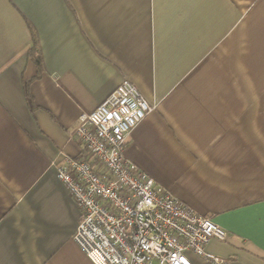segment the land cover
I'll return each mask as SVG.
<instances>
[{"label":"crops","instance_id":"1","mask_svg":"<svg viewBox=\"0 0 264 264\" xmlns=\"http://www.w3.org/2000/svg\"><path fill=\"white\" fill-rule=\"evenodd\" d=\"M123 78L153 105L125 157L264 264V0H0V264H93L56 167Z\"/></svg>","mask_w":264,"mask_h":264},{"label":"built area","instance_id":"2","mask_svg":"<svg viewBox=\"0 0 264 264\" xmlns=\"http://www.w3.org/2000/svg\"><path fill=\"white\" fill-rule=\"evenodd\" d=\"M152 109L123 78L92 111L79 114V153L56 167L79 209L72 239L93 264H191L189 252L222 264L204 246L227 232L124 155L131 130Z\"/></svg>","mask_w":264,"mask_h":264},{"label":"trees","instance_id":"3","mask_svg":"<svg viewBox=\"0 0 264 264\" xmlns=\"http://www.w3.org/2000/svg\"><path fill=\"white\" fill-rule=\"evenodd\" d=\"M29 57L35 62L37 68V75L41 68V57L39 56L38 50L36 48V43L33 42V46L29 50Z\"/></svg>","mask_w":264,"mask_h":264}]
</instances>
